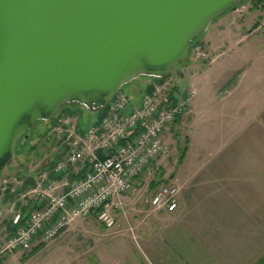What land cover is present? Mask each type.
Instances as JSON below:
<instances>
[{
    "label": "crops",
    "instance_id": "1",
    "mask_svg": "<svg viewBox=\"0 0 264 264\" xmlns=\"http://www.w3.org/2000/svg\"><path fill=\"white\" fill-rule=\"evenodd\" d=\"M242 41L221 37L207 42L221 51L209 52V59L195 63L199 68L189 76L196 95L178 121L185 136L182 154L173 158L178 165L165 169L164 157L158 159V172L145 168L134 189L122 195L126 205H134L145 194L141 190L149 189L150 204L160 185L174 184L177 208L166 212L151 207L135 227L123 224L124 245L107 247L105 264H264V48L240 55L223 49ZM256 64L260 69L252 68ZM246 72L250 78L242 83ZM147 81L146 92L129 106L138 105L150 92L152 79ZM183 91L179 96L186 94ZM52 168L46 169L50 175ZM126 220L118 214L117 226ZM117 226L114 229L121 230ZM69 227L56 239L67 237ZM2 228L1 237L7 239L15 232L11 217Z\"/></svg>",
    "mask_w": 264,
    "mask_h": 264
},
{
    "label": "water",
    "instance_id": "2",
    "mask_svg": "<svg viewBox=\"0 0 264 264\" xmlns=\"http://www.w3.org/2000/svg\"><path fill=\"white\" fill-rule=\"evenodd\" d=\"M242 1L0 0V171L38 121L63 104L102 109L137 77L167 76Z\"/></svg>",
    "mask_w": 264,
    "mask_h": 264
},
{
    "label": "built area",
    "instance_id": "3",
    "mask_svg": "<svg viewBox=\"0 0 264 264\" xmlns=\"http://www.w3.org/2000/svg\"><path fill=\"white\" fill-rule=\"evenodd\" d=\"M192 59L208 57L204 45L193 44ZM173 88L169 78L155 79L151 90L138 105L129 106L127 94L118 90L105 105L101 118L82 132L77 121L62 116L51 126L64 140V150L52 168L42 172L31 188L34 206L23 218L21 210L11 216L13 226L23 220L3 250L27 251L35 238L47 242L67 229L78 218H90L114 229L122 195L135 187L145 168L158 172L156 161L170 152L166 133L187 111L188 101L196 95L188 87L168 106L165 100ZM178 188L160 185L150 196V205L158 211L177 208Z\"/></svg>",
    "mask_w": 264,
    "mask_h": 264
},
{
    "label": "rangeland",
    "instance_id": "4",
    "mask_svg": "<svg viewBox=\"0 0 264 264\" xmlns=\"http://www.w3.org/2000/svg\"><path fill=\"white\" fill-rule=\"evenodd\" d=\"M251 5V0H244L235 4V6L218 16L205 32L193 39L192 43H201L206 48L208 53L206 59L210 57L209 52L221 51V48L217 47L219 44L213 45L217 49L212 50V47L207 46V42L212 43L215 39H220L221 37L223 40L231 41L242 38L243 43L239 46L234 44L222 47L223 49L227 48V51L233 55L258 54L257 52H262L261 49L264 48V1L260 2L255 8H251ZM256 22L259 24L257 27L254 26ZM203 60V58L192 59L187 57L183 62L173 66L167 78L172 80L173 88H175L177 95L181 92L183 93V90H186L187 87L194 88L189 81V76L199 68L195 67L194 64ZM245 63L242 65H245ZM245 67L242 66V68L239 67L238 69H244ZM252 68L260 69V66L256 64ZM249 78V72H246L242 78V83L248 82ZM149 79L150 77L139 76L121 87V90L129 98V105L130 101H138L142 94L146 92L147 80ZM194 89L196 90V88ZM148 91H150V87H148ZM101 110H91L77 104H63L51 120L38 121L27 132L26 137L18 140L14 147V155L11 162L5 169L0 171L1 220H7L17 209H21V212H29L31 210L29 205L34 199L32 197L33 194L29 192L33 188L34 182L36 183L40 174L45 172L53 160H56L63 152L64 140L53 127L50 129L51 126L62 116L66 117L68 115L78 122V131L81 127L91 126L97 120V117L103 113ZM180 121H182V118ZM165 138L171 147L170 152L163 158V165L166 169L170 164L172 167L173 165H178L173 158H177L184 150L185 136L183 125L180 122L175 124L166 133ZM170 158L172 159L171 163L169 162ZM141 191L145 192V194L142 195V198H138L134 205L130 203L126 205L123 201L122 208L117 210L118 214L127 216V220L117 226L121 230L107 231L93 217L78 219L76 220L77 222L75 221L70 225L69 228H72V230L68 231L69 235L67 237L62 236L58 239L55 237L42 243L44 245L47 244L46 247L37 250L27 258L24 257L29 254L30 250L13 253L3 250L8 239L16 233L18 228L24 226L25 220H23L16 226L15 232L8 239L1 237L2 235L0 234V264H105L107 259L106 248L113 244L124 245L120 242H124L127 232L123 230L122 225H130V228H133L140 222L144 214L151 212L152 206L149 204L148 199L149 189L148 191ZM5 194L8 197L4 198ZM134 198L132 196L128 201L133 202ZM17 204L19 207H17ZM4 221L0 223V230L4 227ZM127 243L125 242V244ZM38 244L39 238H35L31 246Z\"/></svg>",
    "mask_w": 264,
    "mask_h": 264
},
{
    "label": "trees",
    "instance_id": "5",
    "mask_svg": "<svg viewBox=\"0 0 264 264\" xmlns=\"http://www.w3.org/2000/svg\"><path fill=\"white\" fill-rule=\"evenodd\" d=\"M262 1H264V0H251V8H255V7H257V5L260 3V2H262ZM235 6V5H234ZM260 7V6H259ZM263 7V6H262ZM259 24L256 22L255 24H254V26H258ZM168 76V75H167ZM166 76V77H167ZM153 80H155V79H153ZM177 94H176V90H175V88H173L172 90H171V92H170V94L167 96V99L165 100V105L166 106H168L169 104H171L173 101H175L176 100V98H177ZM104 109H105V107H103ZM103 108H102V112H104V110H103ZM68 116V115H67ZM178 122V121H177ZM54 162H55V160L53 161V165H54ZM43 245L42 244H40V245H38L37 247H35V248H33L31 251H30V254H33V253H35L40 247H42Z\"/></svg>",
    "mask_w": 264,
    "mask_h": 264
}]
</instances>
